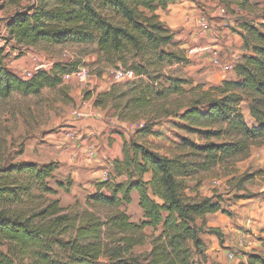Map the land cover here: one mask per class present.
I'll use <instances>...</instances> for the list:
<instances>
[{"label": "trees", "instance_id": "obj_1", "mask_svg": "<svg viewBox=\"0 0 264 264\" xmlns=\"http://www.w3.org/2000/svg\"><path fill=\"white\" fill-rule=\"evenodd\" d=\"M175 1L2 0L14 12L0 44V102L13 94L36 96L59 87L64 76L77 70L76 62H54L26 78L7 66L5 46L94 44L99 63L131 69L135 77L112 82L93 105L112 109L120 121L145 119L135 135L156 133L150 127L157 120L174 116L191 124L224 126L206 134L221 136L224 131L232 138L201 145L182 139L201 153L203 162L195 164L136 138H123L122 157L112 163L115 181L96 183V192L86 200L91 210L71 212L58 198L39 200L57 192L49 184L57 162L0 159V264H197L195 255L204 264V236L214 235L223 243L221 230L207 226L206 220L207 215L227 214L222 200L189 195L186 181L264 142V22L239 24L245 32L234 79L194 82L161 70L188 61L173 51L178 41L156 12ZM225 1L246 7L249 0ZM241 104L247 105L251 125ZM55 184L69 192L71 179ZM133 193L142 214L136 221L122 209L132 202ZM146 243L147 250H136ZM246 261L264 264V254L249 253Z\"/></svg>", "mask_w": 264, "mask_h": 264}, {"label": "rangeland", "instance_id": "obj_2", "mask_svg": "<svg viewBox=\"0 0 264 264\" xmlns=\"http://www.w3.org/2000/svg\"><path fill=\"white\" fill-rule=\"evenodd\" d=\"M178 3H170L176 11L181 12L180 31H185L186 37H182L188 48H178L173 45V51L177 55L185 57L187 62L167 64L161 70L165 74L192 79L194 82L210 83L209 74L215 69L211 64L212 51L215 48L222 61L232 60V56L241 51L243 36L239 27L241 23L257 25L264 22V0H249L246 7H240L236 3H228L225 0H178ZM190 2L182 6L183 2ZM35 2V0H33ZM24 5L29 2L22 3ZM176 5V6H173ZM219 6L226 9L224 14L217 11ZM182 9V10H181ZM13 6H3L0 0V44L6 35V20L12 16ZM159 12L167 14L168 10L160 9ZM178 12V13H179ZM205 17L209 29L201 31L198 26V18ZM179 30V29H178ZM181 38V39H182ZM193 49L192 52L189 50ZM6 61L22 64L20 75L31 70L33 66L28 64H47L43 68H49L54 62H76L77 68L86 67L88 77L81 82L75 76L64 80L59 87L43 89L36 96H13L0 102V159L4 161H33L43 164L55 161L58 164L54 172V178L50 186L57 190L53 196L44 199L58 198L60 204L68 211H81L85 208L92 209L86 204L87 197L96 191V182L85 183L82 177L72 175V168L67 167L63 161H58L57 149H63L52 141L64 133L68 126L67 121L83 119L86 111L80 110L83 102L94 101L96 95L110 86L117 67L107 66L97 61L96 47L94 44H68L37 46L13 49L11 45L5 46ZM22 53H21V52ZM38 60V61H37ZM37 61V62H36ZM36 66V65H35ZM218 69V68H217ZM233 71L227 75L233 79ZM120 82H125L121 80ZM246 104H241V110L249 125L253 123ZM102 111V109L100 110ZM81 112L83 116L76 115ZM107 131H119L121 137L136 138L143 141L151 148L170 157H180L192 164L203 162L201 153L192 150L182 139L196 145L206 142H220L232 137L222 131L221 136H208L206 132L222 129L224 126L196 125L179 120L174 116L157 120L150 130L156 133H142L135 135L139 123L144 124L145 119L136 121H120L114 115L112 109L104 110ZM69 132V131H68ZM70 136L77 137L80 133L71 130ZM68 133V134H69ZM109 175L110 172L106 171ZM79 173V171H78ZM71 179L69 192L56 187V180ZM114 177H111L112 181ZM186 192L190 195L197 193L200 196H214L220 198L227 214L218 212L207 215V226L218 227L223 233V243L213 235H205L206 251L211 264H246V254H264V142L261 145L252 144L246 155H239L225 160L215 167L200 170L186 181ZM122 209L131 220L136 221L141 217L135 197L132 202L124 205ZM104 211V210H103ZM152 230H147L150 235ZM148 241V239L146 240ZM138 248V247H137ZM136 250L148 249L147 243ZM227 252L234 254L233 259L227 257ZM213 255H212V254ZM206 254V256H207ZM194 259L198 264L199 256Z\"/></svg>", "mask_w": 264, "mask_h": 264}, {"label": "crops", "instance_id": "obj_3", "mask_svg": "<svg viewBox=\"0 0 264 264\" xmlns=\"http://www.w3.org/2000/svg\"><path fill=\"white\" fill-rule=\"evenodd\" d=\"M175 2L178 3L179 1H175ZM189 3H190L189 1L183 2L181 5L186 6ZM159 10L160 9L156 10V12L159 15V18L174 33V40L178 41V46L177 45L176 46L178 48H186V47L188 48V46L184 44L185 40L182 38V37H186L187 35L185 34L186 32L181 31V33H177L178 31L181 30L179 26L181 20V14H180L181 12L176 11L175 8L171 6V4L167 6V10H168L167 14L161 15ZM242 54H243V50L241 49V51H238L237 54L232 56L233 57L232 60L235 58L236 55L240 58ZM5 62L13 73L20 75L19 70L22 69L21 66L22 64H18L17 62L7 63L6 58H5ZM37 64L38 62L36 64L33 62L28 65L34 67ZM44 65L46 66L47 64ZM232 73L234 74V71ZM208 79L209 81L211 80V82L208 84H217L224 79H231V78L227 75V71L215 68L210 70ZM81 109L86 111V116H84L85 118L79 120H75V118H71L70 121L66 122L68 126L64 129V133H62L59 137H55L52 139V141H54L55 143L64 146L63 149H57L58 157L56 159L58 161H63L67 167L72 168V172H73L72 175L75 176V178L82 177L83 181L87 184L91 182L94 183L102 182L103 173L106 172L107 170L108 172H110V175L108 174L109 182H112L111 177L115 176L112 170V163L115 159H120L122 157V141H123L122 139L124 137L123 138L121 137L119 131L118 133L117 132L115 133L112 130L107 131L108 125L106 124L105 121L106 118H104L105 117L104 110L100 111L101 110L100 108L94 107L93 102H91V100H89L88 102H83V106L82 108H80V110ZM71 130L80 133V135H78L75 138H72L69 133ZM119 178H117L116 180H118ZM133 195L134 193L132 194V197ZM135 197L137 201L136 193H135ZM211 227H215V226H211ZM207 253L208 251H206V254ZM226 254L229 259L234 258L233 257L234 254L232 253L230 254V252H227ZM208 255L209 254H207V258L204 264H211Z\"/></svg>", "mask_w": 264, "mask_h": 264}, {"label": "built area", "instance_id": "obj_4", "mask_svg": "<svg viewBox=\"0 0 264 264\" xmlns=\"http://www.w3.org/2000/svg\"><path fill=\"white\" fill-rule=\"evenodd\" d=\"M217 11L220 14H224L226 12V9L223 6H219L217 8ZM198 26L200 27L201 31H206L210 27L207 20L203 16L198 18ZM192 51H193V49L189 50V52H192ZM216 52H217V50L214 48L212 51L213 57L211 60V64L214 67L221 69V70H224V71H227V72L233 71V66L239 57L236 55L232 61H222ZM43 67H45L44 64H37L31 70L25 72L24 77L29 78L33 73H35L39 69H42ZM112 73L114 74L113 79L115 81L130 80V79H133L135 77V74H134L133 70H131V69H117V70L112 71ZM71 76L72 77L75 76L79 81L84 82V81H86V78L88 77V70L86 67H79L72 74L64 76V80H68ZM76 115L83 116V114L81 112H77ZM142 125H143L142 123H139L137 126L142 127ZM105 180H108V173L107 172L103 173V181H105Z\"/></svg>", "mask_w": 264, "mask_h": 264}]
</instances>
